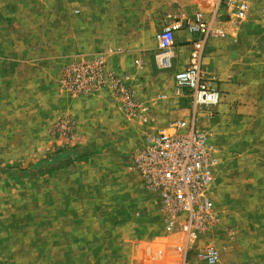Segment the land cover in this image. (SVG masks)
Listing matches in <instances>:
<instances>
[{"label":"rangeland","instance_id":"1","mask_svg":"<svg viewBox=\"0 0 264 264\" xmlns=\"http://www.w3.org/2000/svg\"><path fill=\"white\" fill-rule=\"evenodd\" d=\"M153 1L152 17L141 20V26L145 27L142 35L131 33L129 12L123 14L120 26L111 21L106 28L87 26L84 24L87 20L76 18L70 20L71 35L65 34L67 26L59 27L57 35H32L31 42L50 44L57 51L56 56L42 53V93L33 89L39 76L28 70L31 64H26L24 75L6 76L14 91L3 92L4 99L0 96V264H183L176 250L180 238L166 231L157 198L142 187L132 166L133 151L145 136L159 130L148 128L144 106L143 114L129 115L105 88L116 113L112 116L113 129L107 119L87 114L84 129L80 130L82 123L76 112L95 110L90 101L83 100L102 90L74 97L61 84L70 64L99 55L104 57L109 71V62L118 56H131L138 74L150 65L164 74L175 70L178 60L173 68L160 65L158 34L162 24L193 16L204 10L207 0ZM161 2L164 5L160 7H169L170 17H162L167 16L166 11H156L157 3ZM262 3L253 5L252 19L243 25L233 23L228 12L222 10L216 25L224 29L226 36L212 37L221 39H214L205 51L204 64L212 74L216 66L225 70L231 48L245 65L258 62L261 65L246 67L237 78L240 89L232 104L235 108L229 107L222 117H217L221 113L219 107L229 105L226 95L230 91L224 86L225 79L213 75L223 99L214 115L203 112L201 121L219 158L214 181L219 223L190 251L189 264H206L198 258V248L206 244L219 250L218 264H264ZM2 4L8 6L3 13L7 16L9 42L22 41L23 35L12 33L19 28L13 23L17 12L12 11L17 0H0V10ZM123 7H129L126 0ZM47 12L43 10V16ZM207 14L209 19L210 11ZM39 20L44 23L43 18ZM30 28L27 24L21 32L28 34ZM232 28H239L235 38L230 36ZM81 47L84 49L78 51ZM26 54V58H31L29 52ZM113 72L127 79L126 86L133 90L137 101L134 77L121 70ZM172 87L184 103L185 112L171 121L187 118L191 97L181 92L176 82ZM242 105L255 109L238 111L237 106ZM96 110L105 116L99 108ZM226 115L235 117L233 123ZM64 121H69L72 128ZM106 122L110 125H105ZM100 125L103 129L95 131Z\"/></svg>","mask_w":264,"mask_h":264},{"label":"built area","instance_id":"2","mask_svg":"<svg viewBox=\"0 0 264 264\" xmlns=\"http://www.w3.org/2000/svg\"><path fill=\"white\" fill-rule=\"evenodd\" d=\"M259 1L207 0L209 19L198 13L193 19L175 21L158 34L160 65L166 69L172 67L175 32L185 30L197 36L187 68L176 72L174 77L178 89L191 97V110L187 118L170 121L145 136L131 159L142 187L157 198L164 228L181 240L176 250L183 264H189L190 251L219 223L214 203L219 158L211 135L201 121V114L209 112L213 116L223 94L216 79L205 68L206 44L214 36H225L224 30L214 27L222 10L228 12L233 23H242ZM261 7L264 14V3ZM126 80L109 71L104 57L99 55L70 64L61 84L74 97L90 96L107 88L120 102L123 111L133 115L137 101L133 90L126 86ZM64 122L72 128L69 121ZM198 258L206 264H218L221 254L214 245L206 244L198 248Z\"/></svg>","mask_w":264,"mask_h":264},{"label":"crops","instance_id":"3","mask_svg":"<svg viewBox=\"0 0 264 264\" xmlns=\"http://www.w3.org/2000/svg\"><path fill=\"white\" fill-rule=\"evenodd\" d=\"M262 1V0H261ZM259 1V3L261 2ZM264 2V0H263ZM24 3L23 5H21ZM126 3L129 4V7L124 8L123 7V0H17V4L12 6V11H16L17 16L13 17V23L19 27L15 32H12L13 34H17V36L23 35L22 41L18 42H9V34L10 31L7 28L8 27V21L7 16L3 11L5 8H7V5H3L2 9L0 10V96L2 99L5 98V95H3V92H9L14 91V87H10V82L7 80L6 76L11 75H24L27 71V63L31 64L29 66V71L34 72L35 75H38L34 81V91L42 93V90L44 89V85L41 79V61H42V53L43 51L52 53L54 56H56L57 51L54 48V46H50L47 44H37L31 42V36L33 35H43V34H54L57 35L59 31V27H66L67 31H65V34L71 35L73 34V29H69L70 26V20H74L76 18L87 20L84 24L87 26H97L99 28H106L108 21H111L110 23L113 25L118 24L120 26L121 20L123 17V14L125 12H129L130 16L128 17L132 22L130 24L131 33L134 35H142L145 33V27L141 26V20L146 19L148 17H152L153 13L155 12V2L153 0H126ZM32 4V5H31ZM256 4V3H255ZM156 11H168V6L166 8L160 7L164 5V2L157 3ZM48 10L47 15L43 16L42 11ZM76 10H79V12H75ZM128 10V11H126ZM203 10V8H202ZM202 10L196 12L191 17H181V20L185 19H193L195 18L196 14L202 13L205 18H208L207 12L209 11V6H204V12ZM163 14V13H162ZM126 17V16H125ZM162 17L168 18L170 15L167 12V16L162 15ZM219 17L221 18V15L215 19L214 21V27L218 28L216 24L220 22ZM251 14L249 15L246 22H242L246 24L248 23L252 18ZM34 19L33 22H31V19ZM39 18L44 19V23L40 22ZM93 20V21H91ZM95 20L99 22H95ZM102 20V21H101ZM28 21V23H27ZM101 21V22H100ZM179 21V20H178ZM174 23V22H173ZM173 23L171 22H164L162 24L161 31L171 26ZM222 23V22H221ZM29 25L30 33H24L21 32L22 28L25 25ZM95 24V25H94ZM230 23H224V25H229ZM43 25V27H42ZM241 25V24H240ZM241 25V26H242ZM83 26V25H82ZM236 27V26H235ZM241 30L244 29L243 27L240 28ZM224 30V29H222ZM233 34L230 36L235 38L237 36V32L239 28L231 29ZM160 31V32H161ZM18 32V33H17ZM159 32V33H160ZM226 36V35H225ZM26 38V39H25ZM214 39H221L219 37L211 38L206 44V49L210 47V45L213 43ZM197 40V36L192 35L185 30H179L175 32L174 42L175 45L172 49L171 55H172V67H175V61L178 60L177 68L173 70L172 72L167 73H160L156 70L154 65H150L144 69V72L138 74L133 58L131 56L128 57H114L109 62V69L111 71H125L128 74H131L134 77V80L132 81L134 84V88L136 91L137 96V108L136 113H144L142 111V106L146 109V115L148 116V122L147 126L151 130H157L160 128L165 127L168 122H170L173 119H176L180 117L185 112V106L182 102L181 98L178 95V92L174 93V88L172 87V84L174 85V77L175 73L182 71L187 68L188 61L190 58L191 51L193 49V43ZM84 48L81 47L78 49V51H82ZM77 50V49H75ZM74 50V51H75ZM233 50V51H232ZM12 52V53H11ZM26 52H29L28 57L26 58L27 54ZM32 52H35L31 54ZM11 53V54H10ZM229 57H227V62L225 66V70L222 69L219 66H216L215 69H213V73L217 75L218 77H221L222 79H225L226 82L224 84L225 87H227L230 91L229 95H226V100L229 102L228 104H222L219 107L220 114L217 117H222L223 113L225 111L229 110V107H233V102L235 99L238 98L237 91L240 89L239 83L237 78L244 72L246 67H254L260 66L261 62L253 63L245 65L244 61H240V59L237 58L236 51L231 48ZM15 63L17 65H15ZM22 64V65H21ZM22 67H19V66ZM33 66H36L35 68ZM13 67H17L14 68ZM206 68V66H205ZM207 72L210 75H214L211 72ZM5 79L7 81H5ZM169 82V85L167 84ZM14 85V84H13ZM223 86V85H222ZM11 88V89H10ZM167 90V93H162L163 91ZM9 98V96H7ZM18 105L20 104L21 98L17 97ZM90 101L92 103L93 108L95 110H88V112L83 111H77L76 114L78 118L80 119V122L82 123L80 130L83 127V124H85V117L88 114V117H93L94 114L100 115L99 118L106 120L107 122H111V125L106 122L105 125H110L111 129H113V120L112 116L116 115L115 111H113L112 106V99L110 97V93L107 89L102 90L99 94L92 96L91 98H84V101ZM231 103V105H230ZM108 108V110H105V108ZM96 108H99L104 113V117H102V114H100V111L96 110ZM111 108V109H110ZM235 108V107H233ZM238 111H241L243 109H248L252 112V109H255L254 106H237ZM255 111V110H253ZM233 111H230V113H233ZM226 117H229V122L233 123L235 120V117L233 115H226ZM98 119V117L96 118ZM95 119V120H96ZM232 121V122H231ZM100 124V123H99ZM103 129L102 125L100 127H95V131H99ZM84 141V143H89L88 140H86L83 137H80ZM87 141V142H86Z\"/></svg>","mask_w":264,"mask_h":264}]
</instances>
